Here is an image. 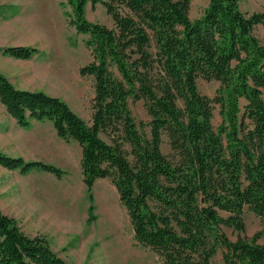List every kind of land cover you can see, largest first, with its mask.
Masks as SVG:
<instances>
[{
    "label": "trees",
    "instance_id": "obj_1",
    "mask_svg": "<svg viewBox=\"0 0 264 264\" xmlns=\"http://www.w3.org/2000/svg\"><path fill=\"white\" fill-rule=\"evenodd\" d=\"M88 5H102L113 27L90 22ZM61 6L69 25L87 37L93 58L79 70L94 80L90 122L58 97L15 88L2 73L0 103L19 127L49 121L58 138L80 147L88 222L94 183L109 178L135 241L160 264H211L218 249L223 264H264V245L257 243L264 238V42L254 34L264 26V12L248 15L240 0H208L195 20L188 16L190 0H66ZM0 52L18 60L39 53L30 47ZM199 78L219 83L213 99L200 94ZM129 101H143L149 137ZM213 103L222 116L216 130ZM163 136L169 157L161 150ZM0 166L22 175H65L1 152ZM246 206L261 230L231 241L223 227L243 232ZM0 264L69 263L45 237L28 236L0 210Z\"/></svg>",
    "mask_w": 264,
    "mask_h": 264
},
{
    "label": "rangeland",
    "instance_id": "obj_2",
    "mask_svg": "<svg viewBox=\"0 0 264 264\" xmlns=\"http://www.w3.org/2000/svg\"><path fill=\"white\" fill-rule=\"evenodd\" d=\"M65 1L0 0V49H37L39 53L33 59L45 62L47 66L42 89L66 102L77 115L90 122L94 80L91 76H81L79 70L93 58L85 46L87 37L78 35L63 15L66 9L61 3ZM207 5L208 0H190L189 18L201 17ZM240 9L248 15L263 13L264 1L240 0ZM86 17L90 22L113 27V21L102 5L94 8L88 5ZM254 34L264 42L263 25H257ZM0 55L3 54L0 52ZM218 87L216 81L197 80L198 91L209 99L215 97ZM212 106L211 122L216 130L222 123L221 109L216 103ZM244 106L245 102L240 101L242 111ZM129 108L137 125L143 123L142 130L149 137L147 124L150 118L143 101H129ZM102 138L108 141L104 136ZM51 140H57L60 146L53 143V150L48 149L46 155H42L45 159L35 160L53 165L65 175L61 179L37 172L22 175L0 166V210L16 219L28 236L45 237L51 249L69 264H160L159 257L150 248L135 241L127 212L111 179L95 181L92 189L94 218L88 222L89 200L82 182L80 147L75 142L59 140L55 134ZM162 141L161 150L169 157L167 137L163 136ZM220 215L227 217L226 213ZM242 220L243 232L223 227L231 241L250 239L261 230V220L247 206ZM257 243L264 245V238ZM223 253V249H218L211 264H223Z\"/></svg>",
    "mask_w": 264,
    "mask_h": 264
},
{
    "label": "crops",
    "instance_id": "obj_3",
    "mask_svg": "<svg viewBox=\"0 0 264 264\" xmlns=\"http://www.w3.org/2000/svg\"><path fill=\"white\" fill-rule=\"evenodd\" d=\"M46 69L47 66L42 61H35V59L18 60L10 56L0 55V73L8 78L15 88L20 90L45 93L42 87L46 82L44 79ZM53 129V125L49 121L37 122L34 120L28 129H23L6 113L0 103V152H4L10 157H20L25 161L45 159L42 155H46L48 149L50 152L53 150V143L57 147L60 146L57 140H53V142L51 140L54 134L57 136L55 130L53 133ZM13 149H16L15 152L11 151ZM36 172L49 174L39 171H32L28 174Z\"/></svg>",
    "mask_w": 264,
    "mask_h": 264
}]
</instances>
